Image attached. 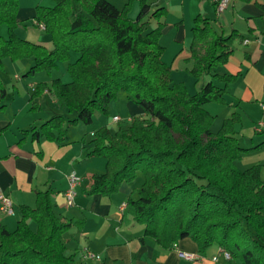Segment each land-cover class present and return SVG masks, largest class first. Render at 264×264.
I'll return each mask as SVG.
<instances>
[{
	"label": "trees",
	"instance_id": "16d2710c",
	"mask_svg": "<svg viewBox=\"0 0 264 264\" xmlns=\"http://www.w3.org/2000/svg\"><path fill=\"white\" fill-rule=\"evenodd\" d=\"M53 1L52 8L37 7L35 17L51 37L49 50L17 35L19 0H0V71L7 59H33L27 77L51 74L61 64L71 77L69 83L55 79L39 84L32 100L49 89L58 106L75 118L55 116L33 130V137L64 143L68 127L91 126L96 112L108 116L110 104L125 93L145 116L133 118L127 130L94 131L88 157L105 159L106 168L104 174L90 177L85 194L110 198L140 173L144 183L128 203L145 238L169 251L190 238L201 255L217 246L231 256L230 261L264 264L261 166L240 170L236 165L246 152L235 131L239 114L233 113L213 132L216 117L206 109L211 103L225 104L228 88L238 78L221 76L217 69L229 62L240 36L220 35L208 19H195L193 67L188 73L196 80L205 76L212 80L190 95L183 83H173L171 67L163 61L164 8L152 13L148 0H137L140 11L132 19L135 0L123 9L107 0ZM6 93L0 77L1 100ZM29 221L35 223V231ZM72 226V221L54 213L51 192H37L36 206L21 208L14 231L0 226V264H76L63 241Z\"/></svg>",
	"mask_w": 264,
	"mask_h": 264
},
{
	"label": "crops",
	"instance_id": "0c3cea01",
	"mask_svg": "<svg viewBox=\"0 0 264 264\" xmlns=\"http://www.w3.org/2000/svg\"><path fill=\"white\" fill-rule=\"evenodd\" d=\"M107 1L118 9L128 2ZM134 2L137 3V0ZM148 4L152 13L161 8L167 11L160 43L165 49L163 61L170 64L172 75L182 70V66H185L184 70L189 74L188 71L193 67L192 28L198 16L208 19L220 35L229 36L236 32L240 36L234 44V54L229 62L217 69V74L221 76L235 75L238 78L229 86L226 103L216 107V110H220L214 116L215 122H220L219 131L223 122L233 113L239 114L240 122L235 126V131L240 146L246 152L236 161V165L240 170L261 166V177L264 180V0L249 3L233 0L221 15L209 0H148ZM35 17V9L27 12L21 9L17 16V28L22 25L26 27L25 22L31 19L35 28L40 29ZM151 22L154 26V21ZM25 34L27 35H17L39 44L30 30L27 29ZM33 65V59L8 64L15 70L13 80L22 85L25 80L19 72L27 74ZM40 74H37L42 80L39 84H50L55 79L69 83L63 81V75L54 72L46 73L45 76ZM0 77L7 92L5 99H0V194H5L12 200L15 212L13 216L0 212V226L14 231L21 219V208H34L37 192L49 191L56 216L75 224L63 235V241L67 248L66 254L73 256L76 264H101L103 261L106 264H217L223 258L221 249L217 246L210 248L204 255L199 254L198 245L190 238L180 241L174 250L169 251L159 247L154 240L144 237V227L134 220L135 215H125L129 209V198H136L133 191L144 183L140 173L133 183L122 184L118 198L87 196L85 190L90 177L103 172L106 166V160L88 157L93 149L95 130L91 131L89 139V133L84 136L78 133L77 126L81 125L78 124L68 127L64 143L50 142L44 138L35 139L33 130L38 131L53 117L63 116L67 120H73L75 115L61 109L49 89L32 100L38 84L19 88L14 85L15 82H8L2 74ZM201 79L190 82L191 86L195 89L203 86ZM203 79L205 82L212 80L210 76ZM122 100L131 113L140 112L137 107H132L134 104L127 96H123ZM97 115L95 113L94 118ZM115 117L118 116L112 117L113 122ZM133 118L130 117V122ZM83 129L84 132L87 131ZM72 174L79 178V184L74 204L69 206L65 193L69 189ZM29 226L33 231L36 230L33 221H29ZM76 240L84 249L76 247ZM87 251L99 255L101 261L85 258ZM182 253L193 254L200 260L186 261ZM214 257H218L217 262L213 261Z\"/></svg>",
	"mask_w": 264,
	"mask_h": 264
},
{
	"label": "rangeland",
	"instance_id": "374dc122",
	"mask_svg": "<svg viewBox=\"0 0 264 264\" xmlns=\"http://www.w3.org/2000/svg\"><path fill=\"white\" fill-rule=\"evenodd\" d=\"M128 2H129V0H128ZM133 3H136V2L133 1ZM133 3H132L133 8L131 6V10H130V13H129L130 18L136 17V14H137V12L140 9V2L139 1H137V3L135 5H133ZM37 5H44L43 7L46 6V8H52V7L55 6V2L53 0H19V11L21 9H24L27 12V11H29L32 8L36 10ZM47 6H49V7H47ZM38 7H40V6H38ZM123 8H124V6H121V9H123ZM25 24H26V27H25V25H22V27L16 29V33L17 34L27 35L25 33H26V30L28 29V30H30L32 32V34H33L32 36L35 37L36 39H38L37 42L39 44L43 45L47 49H53V43H52L51 37H50V35H48L45 32V30H40L38 28L36 29L34 24H33V20H31V19L27 20L25 22ZM1 34H2V36L6 37L7 29L5 27L2 28ZM74 58H76L75 55H74ZM26 60H28V59H26ZM5 62H7L8 64H12V63H18L20 61L13 62V61L7 59V60H5ZM5 62H4V69L0 71V74H2V76H5L6 80L8 82H15L14 85H16L17 87H19V88H21V87L22 88H27L28 84H34V85L38 84L39 85V83L42 81L40 79V76L37 75V74L35 76L27 77L25 75L26 72L25 73L24 72H19V73H21L20 75L22 76V79L25 80V83H23V85L20 84L17 81H14L13 77H14L15 70L13 68H10L9 67L10 65L8 66V64H6ZM5 65H6V70H5ZM168 65H170V64H168ZM60 66H61L60 70L59 69H55L53 72L59 74L60 76L63 75V79H64L63 81H65V82L69 81L70 82L71 81V77H70V75L67 72L66 64H61ZM184 68H185V66H182V70H180L179 72H174V74L172 75L173 83L174 84L183 83L185 86L187 85L190 95H195L196 93L201 91L203 86H201L199 88H196V89L193 88L191 86L190 82H195V79L190 74H186V71L184 70ZM40 75L45 76L46 73L45 72H41ZM200 82H201L202 85L207 83V82L204 81L203 78L201 79ZM188 85H190V86H188ZM10 87L13 88L12 85H10ZM121 96L123 98V96H126V94L121 92L119 97L110 104V106H109V115L108 116L103 115V114H101L99 112H96V114H98V115H97L96 118H94V123L91 126L83 125L82 127H80L82 124L80 126L78 125L77 126V129H78L77 131H79L78 133H81L82 134L81 136H84L85 133H89L87 137H89V139H91L90 133H91L92 130H97V128H100V127H107L110 130L111 133H115L120 128H122L124 130H127L130 127V125H131L130 117L143 118V115H144L143 109L140 106H138V105L133 103L134 105H132V107H134V108L137 107L138 110H140V112L139 113H131V110L129 108H127V106H125V103L123 102ZM218 105L219 104H217V103H211V104L206 106V109H207V111L213 113L212 115H214V113H216V111L220 110V109L216 110V107ZM140 114H142V115H140ZM115 115L120 117L122 121L119 122V123H114L112 117L115 116ZM105 125H108V126H105ZM71 127H73V126H71ZM219 127H220V122L219 121L214 122V124L212 125V131L216 132L219 129ZM83 128H85V130H87V131L84 132ZM82 132H84V133H82ZM98 159H103V158H98ZM105 168H106V166H105ZM105 168H104L103 172L96 173V174H104L105 173ZM140 175L142 176V174H140ZM142 178H143V176H142ZM118 195L119 194H116V195H114V196H112L110 198L117 197ZM76 196H77V191H76ZM125 215H126V217L135 215V212H134L133 208L130 205H129V209L126 212ZM77 241L78 240L75 241L76 242V247H79V249H84V247L82 245L80 247L77 244ZM76 247H74V249ZM217 264H242V263H241L240 260H236V261L232 260V261L228 262V261H225L223 258H221V260Z\"/></svg>",
	"mask_w": 264,
	"mask_h": 264
},
{
	"label": "built area",
	"instance_id": "2783aa9c",
	"mask_svg": "<svg viewBox=\"0 0 264 264\" xmlns=\"http://www.w3.org/2000/svg\"><path fill=\"white\" fill-rule=\"evenodd\" d=\"M209 1L212 2L216 7V12L219 15H221L228 9L229 5L233 0H209ZM38 26L41 30H45L43 25L38 24ZM119 121L120 118L118 117L114 118L115 123H118ZM78 184H79V179L75 174H72L69 178V189L65 193V198L69 206H72L74 204V200L76 198V189L78 187ZM0 212L6 216H13L15 213L12 200L5 194H0ZM220 254L225 261L229 262L231 260V256L227 252L221 250ZM182 257L186 261H190V262H195L200 260L198 256H195L193 254L182 253ZM85 258L93 261H101V257L99 255L89 251L86 252ZM213 261L217 262L218 257H214Z\"/></svg>",
	"mask_w": 264,
	"mask_h": 264
}]
</instances>
